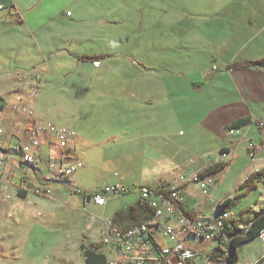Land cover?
Instances as JSON below:
<instances>
[{
  "label": "rangeland",
  "instance_id": "rangeland-1",
  "mask_svg": "<svg viewBox=\"0 0 264 264\" xmlns=\"http://www.w3.org/2000/svg\"><path fill=\"white\" fill-rule=\"evenodd\" d=\"M0 2L11 7L0 13V80L8 79V90L19 94L21 81L34 71L40 90L27 92L26 106L38 122L71 133L73 156L84 163L73 180L95 194L107 187H137L107 206L85 204L67 184H54L52 198L33 193L32 185L38 189L39 181L29 184L27 199L11 187L14 197L6 201L0 189V264H86L82 246L90 248L89 241L106 250L101 238L106 221L136 204L143 184L157 189L185 183L186 193L195 198L190 206L200 210L210 198L208 212L232 198L237 203L233 212L243 219L239 229L248 232L250 221L264 209V184L240 199L238 195L246 176L264 170V105L245 106L228 69L245 73L232 66L264 58V0ZM100 21L108 25L102 27ZM45 35L53 48L59 44L78 55L102 49L109 60L100 70L88 62L78 66L73 58L52 60V48L41 39ZM13 40L27 42L11 50ZM28 52L40 69L33 70ZM235 109L255 121L250 131L241 129L247 139L239 145L228 136V119L220 123ZM231 140L233 153H222ZM249 141L256 145L253 157ZM44 151L48 153L46 147ZM220 162L226 169L215 182L196 181L199 172ZM11 164L16 165L12 172ZM17 169L12 162L0 171L17 183L22 169L19 177L10 175ZM223 237L227 250L232 237ZM219 246L218 241L199 242L195 263L207 264L206 254ZM263 249L257 237L241 246L239 261L256 262Z\"/></svg>",
  "mask_w": 264,
  "mask_h": 264
},
{
  "label": "built area",
  "instance_id": "built-area-1",
  "mask_svg": "<svg viewBox=\"0 0 264 264\" xmlns=\"http://www.w3.org/2000/svg\"><path fill=\"white\" fill-rule=\"evenodd\" d=\"M39 84L33 86L36 92ZM15 110L23 111L20 107ZM26 112L30 117V124L22 135L10 134L0 126V168L16 162L23 172L16 183L7 180L4 172L0 171V189L5 192L6 201L14 197L11 187H28L34 181H42V189H34V184L32 185L33 193L39 197L52 198L55 193L54 184H67L75 187L76 195L84 200L91 199L101 206L108 205L113 197L130 191V188L115 186L95 194L78 186L73 177L84 167V163L72 155L47 157L44 151L49 135L66 150L71 133L53 123L38 122L32 109ZM249 148L252 151L254 144L251 143ZM164 190L168 189L149 186L137 189L142 203L155 211L154 217L149 221L126 230L116 226L113 219L106 221L101 238L106 243L104 254L109 256L110 264H196L198 253L195 246L199 242L216 245L218 238H209V231L211 228H220V223L228 221L233 214L208 212L206 208L210 198L204 204L205 208L199 210L188 207L185 196L179 189ZM258 241L264 247V234ZM87 243L93 250L92 243ZM214 251L216 248L206 255H213ZM239 264H260V257L256 262Z\"/></svg>",
  "mask_w": 264,
  "mask_h": 264
},
{
  "label": "crops",
  "instance_id": "crops-1",
  "mask_svg": "<svg viewBox=\"0 0 264 264\" xmlns=\"http://www.w3.org/2000/svg\"><path fill=\"white\" fill-rule=\"evenodd\" d=\"M9 8H11L8 5L2 4V2H0V13L2 12H7L9 11ZM12 13V10H11ZM50 21H53L52 19H49ZM49 20L44 21V23H48L49 24ZM74 22V21H72ZM101 22V21H100ZM0 25L3 24V18H0ZM21 24H23V21H20ZM79 23L74 22V25H78ZM102 27H106L108 25V23L104 22V23H100L99 24ZM81 26H87V25H81ZM3 37V36H0ZM92 39V37H90ZM88 38V39H90ZM95 37H93L94 39ZM42 42L44 43V45H46V47H50L52 48L49 51V55L52 58V60H54V58H56L57 60H59L60 58L63 59V61L65 60V58H73L76 59V62L78 64V66L83 65V62H88L90 64H93V68H95L96 70H100L101 68H105L106 65V61H108V56H106L105 53H107L106 51H102V49H98L99 51H97L96 49L93 50V53L88 54L86 51H84L82 54L78 55L72 51H69L66 48H63L61 45L58 44L57 47L53 48V41L47 38V35L42 36L41 37ZM83 41V43L88 42L89 40ZM24 41H20V40H13V42L16 43V45H11L10 49L14 50V48H19L17 46L22 47ZM56 41V40H55ZM27 42V41H26ZM78 42V41H77ZM39 44V43H38ZM39 47H41V45H39ZM42 49V48H40ZM97 51V52H96ZM29 55L26 54V56L30 57L29 61L33 62L32 67L34 68L33 70H37L40 69L42 65L38 64V62L36 60H34V57L30 55V52H28ZM102 53V54H101ZM72 56V57H71ZM111 57V56H109ZM51 58H49L51 60ZM55 59V60H56ZM105 59V60H103ZM103 60V61H101ZM57 62V61H55ZM63 63V62H62ZM21 63L18 62V65L15 67L20 68ZM52 62L49 61V66H48V70L51 67ZM58 64V63H57ZM66 64V63H65ZM228 70H230V72L232 73V75L234 76V80L236 83V87L238 88V92L241 94L242 96V100L245 103V106H255V105H264V68L262 69H242V70H246L244 71L245 73H242L241 71H239L240 69L234 70L232 68H229ZM34 73V71L29 74V76L25 79H23L22 82V88H21V93L16 94L14 92H12V90H8L9 87V80H0V126L5 128L10 134H15V135H22L24 132V129L26 128L28 122H29V115L27 114L26 110L30 109L26 106V98L28 96H30L29 90L31 88H33L34 84H35V79L32 77V74ZM32 77V78H31ZM137 90V87H135ZM133 91V89H132ZM138 91V90H137ZM28 92V93H27ZM136 92V91H135ZM16 97H15V95ZM242 102V104H238L239 106L244 105ZM234 108L236 107V105H233ZM17 107L22 108L23 111L21 112H17L15 109ZM31 110V109H30ZM35 116V115H34ZM228 119V120H227ZM227 120V121H226ZM222 121H226L224 125H227V127L229 128V135L228 136H235L237 138V142L235 143L234 140L230 141V145H225L223 146V148L221 149L222 153L231 155L233 153L234 150V146L237 144H243L246 141V137L244 139H242L241 137V129L243 128H247L248 131H250L251 126L254 124V119L251 116H243L241 113V110H236L231 113L228 118L226 119H222L220 121V123H222ZM217 123V122H216ZM259 127L262 128L259 124ZM245 136H247V134H245ZM49 142L46 144V149L48 151V153L46 154L47 157H60L63 155H72L73 156V152H74V144L71 141L72 136L69 139V143H68V148L66 150L62 149L58 143L56 141H53L52 137L49 135ZM235 143V145H234ZM253 143L252 141H249V145ZM254 144V143H253ZM249 148V147H248ZM250 151V155L253 157V155H255L256 153V145L254 144V149ZM254 153H251L253 152ZM222 163V162H220ZM14 164H11V166H8V171L10 170L12 172V170L14 171V169H12V166ZM215 165V164H214ZM16 166V165H14ZM213 166V165H211ZM205 168L203 171L199 172V174L197 175V180L196 181H200V180H209L210 182H212V180L216 181V176L219 175V173L217 174H213L212 176L207 177L206 179H201L200 175L209 167ZM84 168V167H83ZM10 172V173H11ZM256 172V171H255ZM11 176H13L14 178L19 177L20 172L19 169L15 170V172L10 174ZM249 176V175H248ZM248 176H246L243 180H242V184L243 182L248 178ZM200 178V179H199ZM214 181V182H215ZM264 184V182L262 181L260 184ZM42 184V181H39L38 185ZM185 183H180V185H178L177 187H168L166 185H160L158 188H164V189H179L185 196V204L188 207H191L190 205H192V201L193 199H195L192 196H189L186 191H187V187L184 185ZM188 184V183H187ZM213 184V183H212ZM240 185V189L241 186ZM259 184V187H260ZM141 186H149V185H141ZM18 191V189H16ZM28 198V197H27ZM83 199V198H82ZM228 199H232V198H228ZM15 201V200H14ZM85 204H90L91 202H93V200L91 199H86L84 200ZM225 202V201H224ZM224 202H220L217 205V209H214L213 213L215 214H221L223 213L225 210L223 208H221L220 206L224 203ZM107 206V205H106ZM233 214H235L236 219H242V217L238 216L240 215V213H234L233 212V208L231 210H227ZM223 232V231H222ZM222 232L220 233V235L217 237L219 238L222 235ZM226 235V234H225ZM224 236V234H223ZM227 236V235H226ZM226 237H224V239L222 240H217L218 242H220V245L224 246L226 245ZM245 244V243H244ZM241 246H243V244H241L238 248V250L240 251ZM264 250V249H263ZM261 255V254H260ZM259 255V256H260ZM109 256H107L108 258ZM206 262L207 264H212L214 261H212L210 259V255L206 256ZM247 262V261H246Z\"/></svg>",
  "mask_w": 264,
  "mask_h": 264
},
{
  "label": "trees",
  "instance_id": "trees-1",
  "mask_svg": "<svg viewBox=\"0 0 264 264\" xmlns=\"http://www.w3.org/2000/svg\"><path fill=\"white\" fill-rule=\"evenodd\" d=\"M232 67H237L242 69H247V68L262 69L264 68V58L254 61L237 62ZM35 84H36V80H35ZM38 90H40L39 87ZM28 124H30V120ZM262 126H264V122ZM263 131H264V127H263ZM225 169H226V165L222 163L215 164L209 167L208 169H206L200 175V178L206 179L207 177L212 176L213 174L220 173ZM262 181H264V170L256 171L253 174H251L243 182L241 186V193L238 195V198L240 199L243 196H247L253 190L258 189L259 184ZM40 185H41L40 188H42V184ZM136 188H130V191H128L125 194H131L135 192ZM17 189H18L19 197L22 199H27L28 187H18ZM168 190H164V192ZM236 204H237L236 200L234 201L232 199H227L220 207L225 210L224 212H229L227 210H231L234 206H236ZM245 212H246L245 210L242 211V214H244ZM154 215H155V211L150 209L148 206L144 205L142 201L139 199V201L136 204L132 205L131 207L127 209H121L118 212H116L115 216L113 217V221L116 226H118L123 230H126L135 225H139L141 223L149 221L154 217ZM242 223H243V219H236V216L226 223L225 228L222 230L223 232L221 231L222 235L219 238L224 239L223 234L232 237L230 240V246L227 250H224L223 246L220 245L219 248L216 251H214L213 255H210V259L212 261L214 262L216 261L218 264H239L240 262L239 250H238L239 246L241 244L257 239L260 232L264 230V209L261 212H259L254 219L250 221L248 232L246 233L241 232L239 226ZM220 248L223 250V252H221ZM82 249L85 254L86 264H110L107 255L104 254L106 253V250H100V251L98 250V252H96L93 251V250H97L96 248H93L92 250V248H88L86 246H82ZM218 256L222 257L223 260L218 261V259H215ZM260 264H264V256L260 258Z\"/></svg>",
  "mask_w": 264,
  "mask_h": 264
},
{
  "label": "bare ground",
  "instance_id": "bare-ground-1",
  "mask_svg": "<svg viewBox=\"0 0 264 264\" xmlns=\"http://www.w3.org/2000/svg\"><path fill=\"white\" fill-rule=\"evenodd\" d=\"M39 188H40V187H39ZM36 189H37V188H36ZM40 189H42V188H40ZM223 214H233V213H231V212H225V213H223ZM234 217H235V214H233V215L230 217L229 220H231V219L234 218ZM229 220H228V221H229ZM226 223H227V221H226V222H223V223H220V228H211V230L209 231V238H213V237H215L216 234L220 233V232L223 230L222 228H223L224 226H226ZM262 234H264V230H262V231L260 232L258 238L261 237Z\"/></svg>",
  "mask_w": 264,
  "mask_h": 264
}]
</instances>
